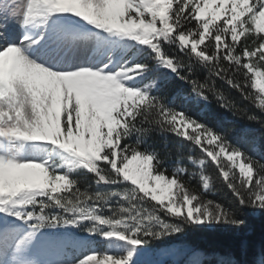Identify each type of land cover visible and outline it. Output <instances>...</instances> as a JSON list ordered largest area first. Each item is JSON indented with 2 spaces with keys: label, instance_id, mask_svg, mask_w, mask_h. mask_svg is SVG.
I'll return each instance as SVG.
<instances>
[{
  "label": "snow or ice",
  "instance_id": "6c2138e0",
  "mask_svg": "<svg viewBox=\"0 0 264 264\" xmlns=\"http://www.w3.org/2000/svg\"><path fill=\"white\" fill-rule=\"evenodd\" d=\"M255 212L264 0H0V264H264L153 247Z\"/></svg>",
  "mask_w": 264,
  "mask_h": 264
},
{
  "label": "trees",
  "instance_id": "16d2710c",
  "mask_svg": "<svg viewBox=\"0 0 264 264\" xmlns=\"http://www.w3.org/2000/svg\"><path fill=\"white\" fill-rule=\"evenodd\" d=\"M222 87L227 89L226 85H222ZM231 95L240 101L239 93L233 90ZM212 107L213 109L216 108L215 101H213ZM225 115L230 120L233 119L231 114ZM235 123L237 128L246 125L252 129H257L256 134L260 135L258 131L259 126L256 124H247L244 120H239ZM224 126L232 127L231 124H225ZM156 142L159 143V138H156ZM209 198L223 199L219 196H209ZM242 218L245 220V223L239 228L225 226L211 231L195 232L189 230L186 236H174L167 241H157L154 242L153 247L187 241L194 247L203 248L208 251L233 253L238 260L250 262L259 253L260 249L264 247V213H249ZM245 248H247V253H245Z\"/></svg>",
  "mask_w": 264,
  "mask_h": 264
},
{
  "label": "rangeland",
  "instance_id": "374dc122",
  "mask_svg": "<svg viewBox=\"0 0 264 264\" xmlns=\"http://www.w3.org/2000/svg\"><path fill=\"white\" fill-rule=\"evenodd\" d=\"M174 258H176V257H172V256H162V257H160V259H163V260L167 261L168 264H171V260L174 259Z\"/></svg>",
  "mask_w": 264,
  "mask_h": 264
}]
</instances>
